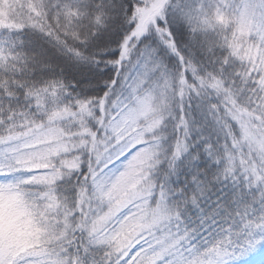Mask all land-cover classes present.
I'll use <instances>...</instances> for the list:
<instances>
[{
	"label": "trees",
	"instance_id": "obj_1",
	"mask_svg": "<svg viewBox=\"0 0 264 264\" xmlns=\"http://www.w3.org/2000/svg\"><path fill=\"white\" fill-rule=\"evenodd\" d=\"M150 1L0 0V264H143L161 239L180 264H264V0H162L136 34ZM63 109L93 140L71 150Z\"/></svg>",
	"mask_w": 264,
	"mask_h": 264
},
{
	"label": "rangeland",
	"instance_id": "obj_2",
	"mask_svg": "<svg viewBox=\"0 0 264 264\" xmlns=\"http://www.w3.org/2000/svg\"><path fill=\"white\" fill-rule=\"evenodd\" d=\"M162 0H151L149 6L146 8H143L139 13L137 17V23L136 27L134 28V33L136 34H141L144 31L145 25L149 21L153 20L154 14L156 12V7L161 3ZM100 108L101 113L104 111V106L98 105ZM86 112V111H85ZM80 113L81 115L76 116V114ZM87 113V112H86ZM89 113V112H88ZM82 114H85L78 110V112H70L68 109H63V111L58 110L56 114H53L58 120H60V124L58 125L60 128H62L65 132L66 135L69 137V147H71V150L77 149L80 146H83L82 144L85 145V143H88L89 140H93V132H91L88 129L87 124L90 123L89 121L92 119L97 120L94 116H83ZM108 114V112H107ZM94 121V120H93ZM59 123V122H58ZM95 137V136H94ZM104 139L100 138L99 139H94L95 146L101 148V145L104 143L102 142ZM254 142L256 146V150L260 155L264 156V135L262 137H258L257 135L254 136ZM73 159H75L74 154L70 155L67 159L61 158L62 164L64 166L70 165V163H73ZM121 199L118 200L115 203H109L106 205H98L96 206L92 212H88V210L84 207L80 211V209H77V214L78 216L74 219V225L76 226H81L84 228L85 231L92 232L97 230L100 226H102L108 218L111 216V214L114 212V210L117 209L120 205L124 203V201L128 200V198L125 200ZM85 202V198L82 200V203ZM159 207H155L151 209V212L146 218V220L140 225L138 231L142 232H151L155 228H160V224L162 222L163 215L158 210ZM70 213H68L66 216H62V221L65 222L69 219ZM139 233V232H138ZM128 236H125L119 240L117 243L118 249L121 248L123 245L126 244L128 240ZM156 241V239H155ZM161 245H157V249L155 246V249L153 252L148 256V258L143 262V264H149L156 259H159L162 255L166 253L169 258H172L173 263L175 264H180V258L178 257L177 254H172V250H170L172 244H167V242L164 239L160 240ZM156 244V242H155ZM157 250V252H156ZM171 251V252H170ZM169 252L171 254H169ZM176 253V250L175 252ZM217 255V254H216ZM215 254L212 255L211 257H208L207 259H203L202 261H187L183 262L182 264H215V261L218 258V255L216 256ZM255 256V254H250L244 256L242 259L243 261H246L249 258H252ZM177 262V263H176Z\"/></svg>",
	"mask_w": 264,
	"mask_h": 264
}]
</instances>
